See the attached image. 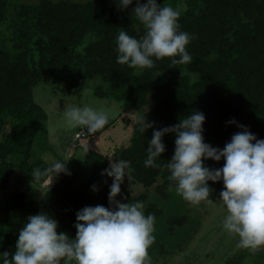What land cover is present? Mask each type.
<instances>
[{"label": "trees", "instance_id": "trees-1", "mask_svg": "<svg viewBox=\"0 0 264 264\" xmlns=\"http://www.w3.org/2000/svg\"><path fill=\"white\" fill-rule=\"evenodd\" d=\"M158 3L179 9L180 29L193 36L187 45L191 62L172 64L171 58L165 57L144 69L117 63L118 32L123 29L137 38L144 32L143 25L132 15L136 0L124 10L118 9L115 0L15 3L11 4L12 19L6 23L8 34H0V191L7 196L12 178L18 175H24L35 187L32 192L51 182L41 200L42 211L57 220L58 232H66L73 238L77 211L85 206L109 207L112 178L101 173L110 160L109 156L91 150L85 158L71 157L67 172L55 173L57 179L54 172L38 179L32 177L33 168L45 169L50 165L34 155L36 144L48 147L45 145L48 114L34 97V89L40 82L51 81L64 97H81L89 80L100 79L106 87H95L96 97L126 104L125 122L132 124L133 134L127 146L116 149V157L130 161L132 183L144 186L147 192L155 189L158 199L147 202L149 192L135 195L125 181L117 199L142 201L145 214H153L155 221L164 214L162 205L175 191L165 167L174 154L175 134L163 137L166 151L157 160L159 167H145L146 147L154 129L175 125L183 116L199 110L206 117L205 142L214 147L223 148L234 133L241 131L237 124L228 123L233 119L264 139V0H158ZM8 9L9 1L0 0V25L7 19ZM140 115H147L148 121L154 122L153 128L144 134L135 124ZM89 136L87 133L82 138ZM223 163V159L205 160L213 169ZM83 172L89 176L79 182ZM208 184L210 195L203 202H215L224 187L223 181ZM93 185L97 190H93ZM32 192L14 189L9 199H4L2 205L9 222L11 212L39 209V201ZM192 214L186 211L168 215V234L174 236L179 230L192 228L195 218ZM12 237L13 230L7 228L1 252L15 251L10 245ZM189 238L186 235L179 243V251L186 249ZM159 245L167 247L163 242ZM161 253L166 255L169 251ZM233 257L228 264H240L244 259L238 253ZM254 259L255 264H264L261 255Z\"/></svg>", "mask_w": 264, "mask_h": 264}, {"label": "clouds", "instance_id": "clouds-1", "mask_svg": "<svg viewBox=\"0 0 264 264\" xmlns=\"http://www.w3.org/2000/svg\"><path fill=\"white\" fill-rule=\"evenodd\" d=\"M119 10L127 9L133 0H115ZM180 11L158 0H136L132 15L143 25L139 38L123 29L116 37V61L133 69L151 68L156 60L171 58L172 64L191 62L187 45L193 39L180 29ZM85 102L66 104L62 119L66 126L87 128L94 132L109 120L106 111L89 98L92 89H84ZM205 114L194 110L175 125L154 129L146 147L145 167H159L157 160L166 151L163 137L175 134V149L165 167L175 191L188 203L199 205L210 195L208 181H223L219 201L226 208L223 229L239 237L241 248L253 251L264 248V139L247 126L234 133L223 148L205 142ZM139 132L153 128L147 115L137 117ZM219 162L222 167L210 168L205 160ZM101 175L112 178L108 194L109 207L85 206L76 213V235L57 229L58 222L46 212L29 215L19 231L15 251L0 252V264H150L148 249L154 241L155 216L145 214V204L128 200L121 202V185L132 172L130 161L112 160ZM66 161H56L47 168L36 167L31 175L40 178L49 172H67ZM93 190H97L93 185Z\"/></svg>", "mask_w": 264, "mask_h": 264}, {"label": "rangeland", "instance_id": "rangeland-1", "mask_svg": "<svg viewBox=\"0 0 264 264\" xmlns=\"http://www.w3.org/2000/svg\"><path fill=\"white\" fill-rule=\"evenodd\" d=\"M8 1L9 9L6 17L7 19L4 21L5 24L2 23L0 25L1 35L8 34L6 23L10 22L12 19L11 4L21 2L35 3L38 0ZM97 86L106 87L100 79H93L89 80L85 89H92V96L89 99L95 103L96 106L107 112L109 120L103 128L91 133L87 131V128L82 126L68 127L62 119V113L66 109V104L81 105L85 102L83 93L81 97H64L61 92L55 89V86L51 81H42L35 87V100L48 114V121L45 126V145L48 147L43 148V144L42 146L36 144V150L38 153L35 152V156L44 158L50 164L56 161H66L65 166L67 165L68 160L72 158L83 157L86 154L89 156L91 150L107 155L112 160L118 159L115 153L116 149H122L127 146L130 143V138L133 134L132 124L126 125L125 122V119L128 116V112H125L127 106L124 102H118L111 98L96 97L94 94V88ZM121 113L123 116H121ZM80 130H86L87 133H90V136L82 139H75V134ZM91 136L93 137L92 139ZM55 173L56 172H54V176ZM88 176V173L83 172L79 177V182H83ZM54 178L57 179L56 176ZM124 181L127 186L134 191L135 195L147 192V189L144 186L132 183L130 176L129 178L125 177ZM51 184V182H46L42 187H36V191L32 192L35 187L26 180L24 175H18L12 178L7 196H4L0 191V248L1 240L5 235L6 229L11 228L13 230V237L10 245L15 250L20 229L23 227V224L26 222L29 215L42 211L43 207L41 205V200L45 191L51 187ZM14 189H17V191L28 190L29 192L35 193V197L39 201L38 204L40 207L39 209L36 208V210L25 209L20 211V213L11 212L12 222H9L6 208L2 204L5 200L9 199V194H11ZM154 190L152 189V191H148L149 198L146 201L149 203L158 199ZM6 206L8 207V205ZM162 207L164 214L155 221L153 233L155 239L148 249L150 263L228 264V260L233 256V258H236L235 256L237 253L238 255L241 254L244 258L240 261V264H255L254 257L256 255H261L264 258V248L256 251L241 248L238 245L239 237L230 235L223 229L222 221L226 215V208L222 205L219 199L215 202H201L199 205H192L182 199L176 191H173L170 199L164 202ZM186 211L193 212L192 215L195 217L192 223L193 227L186 231L179 230L176 235L170 236L167 232L166 217L168 215H181ZM186 235L191 237L189 238L188 246L185 250L179 251L178 245ZM160 242L166 244L167 247L164 249L160 248ZM161 251H169V253L162 255Z\"/></svg>", "mask_w": 264, "mask_h": 264}, {"label": "built area", "instance_id": "built-area-1", "mask_svg": "<svg viewBox=\"0 0 264 264\" xmlns=\"http://www.w3.org/2000/svg\"><path fill=\"white\" fill-rule=\"evenodd\" d=\"M86 133H87L86 130H80L79 132H77L75 134V139H80V138L84 137L86 135Z\"/></svg>", "mask_w": 264, "mask_h": 264}]
</instances>
